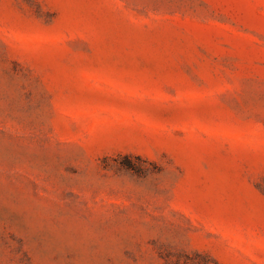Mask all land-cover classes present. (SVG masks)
Instances as JSON below:
<instances>
[{
	"label": "rangeland",
	"instance_id": "obj_1",
	"mask_svg": "<svg viewBox=\"0 0 264 264\" xmlns=\"http://www.w3.org/2000/svg\"><path fill=\"white\" fill-rule=\"evenodd\" d=\"M0 264H264V0H0Z\"/></svg>",
	"mask_w": 264,
	"mask_h": 264
}]
</instances>
